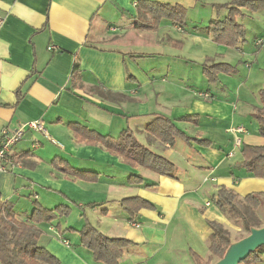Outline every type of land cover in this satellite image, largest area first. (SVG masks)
I'll return each mask as SVG.
<instances>
[{
  "label": "crops",
  "instance_id": "obj_1",
  "mask_svg": "<svg viewBox=\"0 0 264 264\" xmlns=\"http://www.w3.org/2000/svg\"><path fill=\"white\" fill-rule=\"evenodd\" d=\"M139 1L0 0V144L5 128L15 129L37 119L45 122L50 135L27 131L14 146L7 170L0 172V201H12L15 210L25 214L24 217L37 205L46 208L69 205L79 212L80 222L86 218L105 235L125 237L135 243L121 259L124 262L127 254V264H180L184 255L197 264L194 254L203 261L211 256L213 229L209 223L222 224L226 229L233 225L212 200L220 186L234 189L240 200L256 194L261 198L260 207L264 205V177L247 173L239 164L243 144L264 145L255 118L261 101L251 104L224 92L217 94L211 88L224 91L226 84L221 80L209 82L204 90L214 94L212 99L202 97L200 92L192 97L178 94L176 89L193 86L183 84L189 74L176 75L169 65L164 72L152 67L154 72L163 73L150 75L138 57L147 58L154 52L135 54L127 50L126 44L131 29L151 31L136 25L139 20L151 19L141 14ZM147 1L186 9L201 3ZM215 4L218 3L209 6ZM263 11L243 10V16L255 20ZM261 25L257 27L260 36L254 35L250 42L238 46L246 57V67H252L253 60L264 61ZM196 26L205 25L191 17L185 27L163 19L153 31L165 33L155 43L174 41L190 51L200 45L201 53L205 54V46L215 42L195 31ZM244 26L247 34L249 24ZM171 30L177 34L175 39ZM206 58L201 60L202 68L216 59ZM151 86L153 93H142ZM158 115L175 120L192 116L189 121L176 122L185 132L182 124L194 126V134L187 133L192 140L177 138L170 145L155 138L145 127ZM71 123L114 137L129 128L141 143L172 160L177 175L169 177L133 167L101 144L81 140L69 126ZM239 127L244 131L239 132ZM203 139L206 142L201 143ZM59 159L75 169L98 173V179L89 182L62 171L57 166ZM131 175L142 176L143 183L130 182ZM150 184L155 185L147 186ZM133 196L145 198L155 207L141 209L130 221L121 200ZM133 222L140 226H134ZM67 224L68 228L81 229L72 221ZM39 228L42 231L39 243L57 256L60 264H96L90 251L81 245L77 231L60 232L56 224L46 223ZM201 248L207 253L206 258L197 251Z\"/></svg>",
  "mask_w": 264,
  "mask_h": 264
},
{
  "label": "trees",
  "instance_id": "obj_2",
  "mask_svg": "<svg viewBox=\"0 0 264 264\" xmlns=\"http://www.w3.org/2000/svg\"><path fill=\"white\" fill-rule=\"evenodd\" d=\"M214 6L216 8L225 7L228 10L227 15L224 18L211 19L205 26H196L194 27L195 31H200L212 38L217 44L236 48L247 41L246 28L244 24L238 21V17L244 15L243 10L249 12L264 10V0H228L224 4H215ZM138 7L141 14L149 15L151 19L149 21H137V27L154 30L159 27L163 19L170 20L182 27L187 26V10L181 5L140 0ZM233 68V65L227 62H214L205 63L202 71L208 82L215 83L218 81L219 73L230 72ZM200 94L206 95L205 98L207 99L214 98V94L209 91L200 92ZM260 101L261 106L255 113V118L258 122L259 134L264 137V87L260 89ZM192 118V116L186 115L175 120L164 115H158L146 124L145 129L155 138L170 145H174L177 138L190 142L192 137L182 130L176 122L189 121ZM69 126L81 140L101 144L133 167H143L169 177L177 175V167L172 160L141 143L136 133L129 128L124 129L117 137H114L103 135L78 123H71ZM200 142H206V139ZM241 154L242 160L239 164L245 168L246 172L253 176L264 177V145L243 144ZM59 160L57 166L66 173L89 181L98 179V173L78 170L70 166L67 161ZM129 181L143 183V178L140 175H131ZM212 200L224 213L239 216L240 219H243L244 229L248 233L252 226H264V221L257 217L256 220L252 221L243 212L257 210L260 207L261 198L258 195L248 194L244 197L242 200L245 209L242 210L239 207L238 194L234 189L222 185L212 196ZM121 203L130 221L135 219L141 209L155 207V204L140 196L123 198ZM70 210L71 207L63 204L55 208L37 205L27 217H24L15 210L12 201H0V264H60L59 258L39 243L42 234L39 225L42 223L55 224L54 222L59 220L60 217L68 216ZM209 224L213 229L209 243L211 256L207 261H203L198 254H194L197 264H212V260H219L224 256L229 245L234 242L229 230L224 228L222 224L216 222H210ZM56 227L61 229L59 223L56 224ZM66 230L77 231L80 235L81 245L92 252L96 262L102 264H121L126 249L135 244L125 237L107 236L90 223L85 224L80 230L71 227ZM262 255H264V246L252 252L240 264L258 262L261 260Z\"/></svg>",
  "mask_w": 264,
  "mask_h": 264
},
{
  "label": "rangeland",
  "instance_id": "obj_3",
  "mask_svg": "<svg viewBox=\"0 0 264 264\" xmlns=\"http://www.w3.org/2000/svg\"><path fill=\"white\" fill-rule=\"evenodd\" d=\"M201 3L205 0H200ZM207 1V0H206ZM208 3H203L204 6L200 3L195 8L186 9L187 10V17H191L195 20H198L200 22H203L204 25H207L211 19L215 18H224L228 10L223 8H216L214 5L213 7L209 6L213 3L218 4H224L228 0H208ZM263 14H259L258 16H255V20H250V17L247 16H239L238 21L243 24H249L248 31H247V40L250 42L254 35L260 36L261 30L258 29V25L262 24V19L264 17V11L261 12ZM260 21V22H259ZM166 23H168L166 21ZM264 26V25H261ZM163 27V26H162ZM162 29V28H161ZM162 30L158 31H133L132 29L129 31V34L126 36V44L127 50H131L135 52V54H143V53H152L154 54L150 57L144 58L143 56L138 57V62L141 65L145 66V69H147L150 75H161L168 65L170 66L171 71H175L177 74H183V72H186V74H189V76L185 77V83L184 85H190L193 86L192 88H178L176 89V92L178 93V90L180 93L183 94L187 93L189 96H196L197 92H205L208 88V83L206 81V76L202 73V63H204L201 60H206L208 57L209 59L211 57L216 58L215 62H227L233 65V70L230 72H222L218 75V80H221L225 86L224 91L223 89H217V88H211L213 91H215L217 94L218 92H224L225 95H229L230 97L236 99V100H246L247 102L251 104H255L256 102H260V89L264 87V72H262V68H264V61H259L258 63L253 60V66L252 67H246L245 58L243 55V52L239 51V45L235 48H231L225 45H219L217 43L211 42L210 45L205 46L203 49L205 54L201 53L200 45L197 46V48L194 51H190L189 48H182L180 45H176L174 41L171 43H163L162 45L156 44L155 42L157 39L161 36L163 38V32ZM132 33H135L136 36H133ZM172 37L175 39V36L177 35L174 30H171ZM180 34V37L182 38V34ZM173 39V40H174ZM141 40V41H140ZM167 41V39H165ZM243 44V43H241ZM238 49V50H237ZM198 50L199 52L197 53ZM217 53V55H216ZM202 54V55H201ZM200 55V56H199ZM139 56V55H137ZM216 56V57H215ZM202 62V63H201ZM210 64V63H209ZM152 67L163 69V72H154L152 70ZM220 82V84H221ZM261 83V84H259ZM186 85V86H187ZM152 91L153 93V86L151 88L147 87L142 90V93H150ZM177 94V95H178ZM154 95V94H153ZM202 97H205L204 94H202ZM242 103V102H241ZM192 125L187 124L183 125L182 128L187 130V133L194 134L195 130H193ZM42 135V134H41ZM44 136V134H43ZM203 180V176H202ZM90 182V181H89ZM91 187V186H88ZM262 202H264V199H262ZM244 201L239 200V207L244 210ZM69 206V205H67ZM70 207V206H69ZM241 210V211H242ZM223 212V211H222ZM245 216L248 217L250 220H256V217L264 221V205L262 207H258L257 210H248L243 211ZM224 213V212H223ZM226 217L231 221L233 224L232 226L228 227L227 229L230 232V236L234 241H237L241 239V237L247 236L249 233L244 229V223L243 219H240L239 216H233L229 213H224ZM25 216V214H23ZM66 219L69 221H72L74 224H78L81 226V228L84 227L85 224H88V220L84 218L82 222L79 221V212L74 209V211L71 209L70 214L68 216H65ZM69 217V218H68ZM60 221L56 222L55 224L59 223L61 229L57 228L58 231L61 232L68 231L66 230L67 223L66 219L63 221L62 217L59 218ZM62 220V221H61ZM64 228V229H63ZM70 236V234L68 235ZM75 240V239H73ZM181 241H185L184 238H181ZM41 243V242H40ZM86 249V248H85ZM88 250V249H87ZM168 250V248L166 249ZM90 251V250H88ZM199 254L206 258L207 253H205L204 249H197ZM210 253V251H208ZM91 256L92 252L90 251ZM127 255V254H126ZM126 255L124 257V262L121 260L123 264H127L126 261ZM216 259H214L215 261ZM217 261V260H216ZM215 261V262H216ZM214 262V263H215ZM96 264H102L94 261ZM213 263V264H214ZM180 264H195L194 260L190 258L187 255H184L181 260ZM252 264H264V255H262L261 260L258 262L252 263Z\"/></svg>",
  "mask_w": 264,
  "mask_h": 264
},
{
  "label": "built area",
  "instance_id": "obj_4",
  "mask_svg": "<svg viewBox=\"0 0 264 264\" xmlns=\"http://www.w3.org/2000/svg\"><path fill=\"white\" fill-rule=\"evenodd\" d=\"M261 43L262 41L259 40L258 44ZM50 48L52 49L53 47ZM200 95L203 96L202 94ZM237 130L239 132H243L244 128L239 127ZM27 131H37L46 135L47 137H50L45 126V122L42 119L28 121L24 124H20L15 129L5 128L2 131V140L0 144V172L7 170V162L10 160L9 157L12 152V149L24 137ZM237 143H240V139L237 140ZM132 224L134 226H140L138 222H133Z\"/></svg>",
  "mask_w": 264,
  "mask_h": 264
},
{
  "label": "water",
  "instance_id": "obj_5",
  "mask_svg": "<svg viewBox=\"0 0 264 264\" xmlns=\"http://www.w3.org/2000/svg\"><path fill=\"white\" fill-rule=\"evenodd\" d=\"M261 246H264V226H252L249 234L232 242L227 248L224 256L214 264H240Z\"/></svg>",
  "mask_w": 264,
  "mask_h": 264
}]
</instances>
